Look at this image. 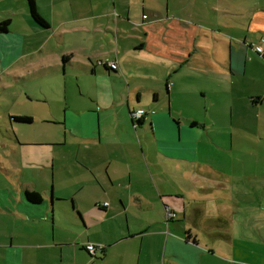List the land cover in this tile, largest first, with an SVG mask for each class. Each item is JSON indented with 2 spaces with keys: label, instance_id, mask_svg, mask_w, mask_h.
I'll return each mask as SVG.
<instances>
[{
  "label": "crops",
  "instance_id": "0c3cea01",
  "mask_svg": "<svg viewBox=\"0 0 264 264\" xmlns=\"http://www.w3.org/2000/svg\"><path fill=\"white\" fill-rule=\"evenodd\" d=\"M41 2L0 0V21L7 20L0 74L23 79L15 73L25 71L38 93L58 85L65 92L70 75L92 105L61 119L65 139L57 141L23 142L29 115L27 123L2 119L0 264H161L162 239V257L166 251L199 264L234 255L240 238L262 244L260 229L251 234L244 226L247 210L264 209V175L252 188L240 183L246 177L226 164L244 161L231 160L232 145L223 142L257 138L255 157L264 164V63L246 55L254 45L264 51V0L237 13H251L257 43L233 35L228 57L218 54L216 39L207 44L209 19L183 11L192 0ZM102 16L98 26L86 24ZM129 51H143L144 60ZM139 108L145 114L133 129L129 112ZM202 145L218 155L198 159ZM61 146L57 156L52 148ZM165 205L174 213L167 221ZM211 222L223 228L221 250L211 245ZM87 243L103 247L87 252Z\"/></svg>",
  "mask_w": 264,
  "mask_h": 264
},
{
  "label": "rangeland",
  "instance_id": "374dc122",
  "mask_svg": "<svg viewBox=\"0 0 264 264\" xmlns=\"http://www.w3.org/2000/svg\"><path fill=\"white\" fill-rule=\"evenodd\" d=\"M185 1L187 0H179V3L182 4ZM253 1L255 0H192V3H190L191 5L185 6L187 8L183 11L195 13L199 17L209 19V28L205 29L209 36L207 44L212 47L214 43L213 39H216L215 44L217 46L218 54H224L225 57H228V46L226 45V42L231 36L235 35V37L240 40H244L245 38L244 41H246L247 45L248 43L253 45V43H257L258 37L261 35L259 32L256 33L251 26L248 27V18L245 15L251 14L250 12L242 15L237 14L244 12L246 8H248V5ZM27 4L28 9L32 14L30 1H28ZM41 4L45 6V0H42ZM98 11H100V8L96 6L93 13H98ZM87 13L89 14L90 11H87ZM136 15H138V13H136ZM103 21V16L93 17L89 19L86 24L98 26ZM34 24L37 25L36 23ZM69 29L71 28L69 27ZM54 52L55 50H49L43 54L45 55L47 53V59H49L51 58L49 55H52ZM246 53L247 58L250 57L252 61L264 63V58L257 55L251 47L249 49L246 47ZM128 54H130L129 56L131 58L138 61L144 60L143 51H129ZM117 56L120 58L125 57L121 43H118L117 45ZM98 57H101V55L98 54ZM103 58L104 57H101V59ZM248 63H251V61ZM24 73L25 71L22 73H15L17 76L21 75L23 79L13 76L9 78L4 74H0L2 80V82H0V142H8L1 134L2 119L7 116L13 117L21 116L23 114L29 115L32 120V123L27 128L20 129L19 137L22 141L24 140L23 142L62 140L63 127L61 119H68L70 111L73 110L74 106H91V99L82 94V90L80 91L77 86L78 82L71 79L70 75L65 77V92L62 91L61 86L58 85L60 90L51 86L49 89H43L38 93L34 89L37 80L31 78V75H26ZM146 83L147 81L145 80L144 85ZM23 91L27 94H24ZM36 97L38 100L35 99ZM197 97L199 98L198 94ZM44 121H50L52 123L46 124ZM171 122L175 124L173 119H171ZM262 134L264 135L263 132ZM63 139H65V136ZM256 140L257 138H253L249 141L245 140L244 142H223L225 148L232 145V151L230 152L232 155H228L231 160L233 156H240L241 160L244 161L238 163L234 159L230 164H226V166L231 167L233 171H237L241 173L243 177H246L244 180H240V183H244L247 188H252V185L258 181L257 179L264 175V164H260L258 158L255 157L256 153L262 152L261 150L254 148ZM234 144H236L235 146H237V148L233 150ZM64 148L65 147L62 146L54 147L52 150L55 151L57 156H60V153ZM206 148L207 147L203 145L198 148L196 154L198 159L204 160L209 156L218 155L212 147H208L212 153L206 154ZM27 150L39 151L44 149L28 148ZM166 170L168 171L169 169L167 168ZM183 183L186 184V181L184 180ZM185 188H187V186H185ZM221 203H223V201H221ZM262 203L264 204V200H262ZM218 209H220V207H218ZM209 211H212L211 208ZM216 212L219 215L221 214L220 211ZM245 215L246 222L244 228L247 233L252 234L255 231L254 227L257 226L261 231V236H263L260 240L262 244L251 242L250 240L252 237L247 236L244 240L240 238L239 242H236V240L234 241V251H237V253H233L234 255L227 256L220 254L218 257L212 254L208 258H204L203 262H206V264H264V209L258 208L247 210ZM223 223L224 222H222V224ZM254 223L256 224L253 226ZM184 224L189 226L188 222L184 221ZM210 226L211 238L216 239L211 245L214 249L221 250L225 242L222 241V237L218 236L223 231V228L222 226L216 227L212 222L210 223ZM162 254L163 239L161 243V264H186L169 252L165 251L163 257ZM203 262L202 260H199V264H204Z\"/></svg>",
  "mask_w": 264,
  "mask_h": 264
},
{
  "label": "built area",
  "instance_id": "2783aa9c",
  "mask_svg": "<svg viewBox=\"0 0 264 264\" xmlns=\"http://www.w3.org/2000/svg\"><path fill=\"white\" fill-rule=\"evenodd\" d=\"M261 43H264V37L261 38ZM252 49L255 52L260 53V54H262L264 52L263 51V47L261 45H254V46H252ZM104 63L111 69H115L116 68V64L114 62L105 61ZM143 113H144V111L139 108V109L131 110L129 112V115L132 118H137V117L141 116ZM163 212H164L165 220L172 219L174 217L173 211L170 210V208L168 206H166V205L163 207ZM84 247L89 252H93L94 249H96V248L101 249L103 246L102 245H94V244L87 243V244L84 245Z\"/></svg>",
  "mask_w": 264,
  "mask_h": 264
},
{
  "label": "trees",
  "instance_id": "16d2710c",
  "mask_svg": "<svg viewBox=\"0 0 264 264\" xmlns=\"http://www.w3.org/2000/svg\"><path fill=\"white\" fill-rule=\"evenodd\" d=\"M6 26H7V20H3V21H0V31H4L6 29ZM65 56H63V61L65 60L64 58ZM110 70H114V69H111L109 68ZM11 119H15L16 121L18 122H22V123H27L30 121V117L28 116H13V117H9ZM25 196H26V199L29 200L30 202L32 203H37L40 201V198L39 196L35 193V192H27L25 191ZM170 220V219H168ZM167 221V220H166ZM185 239L188 237V232L185 231ZM83 248L85 251L88 252V250L85 249L84 245H83Z\"/></svg>",
  "mask_w": 264,
  "mask_h": 264
},
{
  "label": "flooded vegetation",
  "instance_id": "af4514ba",
  "mask_svg": "<svg viewBox=\"0 0 264 264\" xmlns=\"http://www.w3.org/2000/svg\"><path fill=\"white\" fill-rule=\"evenodd\" d=\"M255 52V51H254ZM256 54H259V55H262V54H260V53H257V52H255ZM97 64H105V63H102V61H97L96 62ZM143 110V109H142ZM144 111V110H143ZM145 114V111H144V113L141 115V116H139V117H137V118H132V117H130V115H129V119H130V126L134 129V128H136L137 127V125H138V123H140V119H141V117L143 116Z\"/></svg>",
  "mask_w": 264,
  "mask_h": 264
}]
</instances>
